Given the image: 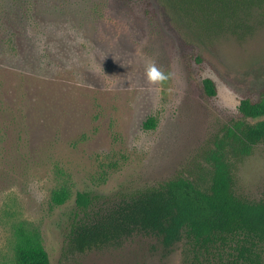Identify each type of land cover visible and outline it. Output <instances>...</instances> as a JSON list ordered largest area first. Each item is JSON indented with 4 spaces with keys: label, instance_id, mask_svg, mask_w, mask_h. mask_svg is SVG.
<instances>
[{
    "label": "rangeland",
    "instance_id": "374dc122",
    "mask_svg": "<svg viewBox=\"0 0 264 264\" xmlns=\"http://www.w3.org/2000/svg\"><path fill=\"white\" fill-rule=\"evenodd\" d=\"M149 60L169 79L150 84ZM262 88L264 27L245 40L207 39L167 0H0V264H12L20 223L40 234L50 264H180L179 244L143 236L61 261L74 194L166 180ZM148 118L154 129L143 128ZM61 187L71 199L55 206ZM237 187L264 197V144Z\"/></svg>",
    "mask_w": 264,
    "mask_h": 264
},
{
    "label": "trees",
    "instance_id": "16d2710c",
    "mask_svg": "<svg viewBox=\"0 0 264 264\" xmlns=\"http://www.w3.org/2000/svg\"><path fill=\"white\" fill-rule=\"evenodd\" d=\"M167 1L189 30L207 39L245 40L264 27V0ZM202 88L216 96L211 79H203ZM235 108L166 180L114 196L75 192L61 261L143 236L164 247L179 244L180 264H264V197L246 198L237 187L241 167L264 144V88ZM143 128L154 129V119ZM50 199L63 206L71 195L61 187ZM11 236L12 264H50L36 230L20 223Z\"/></svg>",
    "mask_w": 264,
    "mask_h": 264
},
{
    "label": "clouds",
    "instance_id": "9594fccd",
    "mask_svg": "<svg viewBox=\"0 0 264 264\" xmlns=\"http://www.w3.org/2000/svg\"><path fill=\"white\" fill-rule=\"evenodd\" d=\"M145 78L150 84H159L169 79V74L157 66L155 61L149 60L145 64Z\"/></svg>",
    "mask_w": 264,
    "mask_h": 264
}]
</instances>
